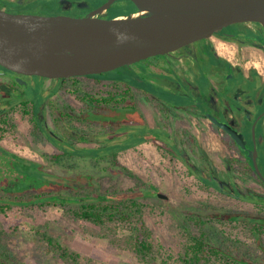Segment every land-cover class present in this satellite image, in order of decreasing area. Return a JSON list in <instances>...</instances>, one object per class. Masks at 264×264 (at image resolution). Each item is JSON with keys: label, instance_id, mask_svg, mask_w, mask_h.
I'll return each mask as SVG.
<instances>
[{"label": "flooded vegetation", "instance_id": "af4514ba", "mask_svg": "<svg viewBox=\"0 0 264 264\" xmlns=\"http://www.w3.org/2000/svg\"><path fill=\"white\" fill-rule=\"evenodd\" d=\"M10 1L19 5L31 4L32 7L34 5V10L43 16H65L78 19L93 11L87 3L76 0H24L22 3L21 0ZM81 4L87 7L81 8ZM0 8L9 13L19 12L15 10L16 7L3 1H0ZM137 64L143 66L142 72L146 76L142 79L138 69L133 72V80L137 82L134 88L138 98L137 108L139 101H142L149 108L154 109L155 113L152 115L156 118L154 125L150 124L147 116L144 119L150 126L162 127L167 132V134L164 132L165 138L162 140L143 141L140 145L146 142L153 143L157 145L159 151L170 155L174 154L169 145L170 141H176V148H181L188 153L192 149L196 150L197 158L193 161L186 160L183 164L190 171L204 172L198 174L201 182L210 178L214 179L224 198H231L242 207L250 205L249 211L234 212L247 213L246 215L252 221L254 220L255 225L257 216L264 214L260 211V207L264 208V182L255 166V164L258 165L264 176V24H221L174 52L151 57ZM135 65L129 68L132 69ZM36 78L41 79L37 86V90H41V105L37 118L43 127L38 130L42 131L45 137L51 135L60 140L57 131L44 130L42 118L48 111L51 113L55 126L54 118H62L65 114L59 116L54 111L65 112L67 105L74 109L76 106L69 101L60 103L59 99L56 101L52 99L65 91L73 97V101L81 102L71 93L69 83L60 82L66 79ZM31 79V76L19 75L0 66L1 130L10 129L9 124L12 123L10 118L17 116L29 118L35 126V122L32 121L35 118L34 100L25 93L26 89L33 86L32 83L30 84ZM158 81L165 89L178 90V97L185 101L181 103L182 106H174L161 96H157L159 93L164 95V92L159 91V86L155 84ZM47 83L50 84L46 87ZM108 83L113 85L112 82ZM83 85L89 84L83 83ZM83 109L85 105L81 110ZM77 111L80 112V110ZM210 118H215L221 124L239 133L247 151H244L224 128L214 124ZM201 123H208L209 128L216 130V133H213L219 136V143L224 152L226 151V154L219 158L222 169L220 168L221 172L218 176L214 173L211 160L200 146L198 136L192 129L194 127L197 131L201 129L202 133L204 128L199 127ZM83 126H85L83 130L88 132L86 128L90 125ZM92 126L99 125L95 123ZM175 126H179L180 129H176ZM99 127L103 129V132L120 136L110 126ZM69 136L72 138L71 136L75 134L72 132ZM56 147L59 149L57 145ZM154 194L161 195L157 192V188Z\"/></svg>", "mask_w": 264, "mask_h": 264}, {"label": "rangeland", "instance_id": "374dc122", "mask_svg": "<svg viewBox=\"0 0 264 264\" xmlns=\"http://www.w3.org/2000/svg\"><path fill=\"white\" fill-rule=\"evenodd\" d=\"M23 1L21 0L20 2L22 3ZM76 1L87 3L92 10L98 9L100 6L97 7V5H101V0ZM24 6L28 7H25L26 9L19 13L38 14L34 10V5L30 8L27 4ZM128 7V3L121 0L113 6L111 12L116 15L117 11L124 12ZM135 69H138L142 79L146 78L142 72L143 66L141 64L135 65L132 69L124 68L121 72L118 69L105 75L109 76V79L127 83L131 78L133 79ZM40 81L41 79L32 77L30 84L32 83L33 86L31 85V88L25 90L27 96L31 97L34 102L40 99L41 96V90H37ZM159 83L158 81L155 84L159 86V91L164 92H162L164 95L159 93L157 96H161L174 106H182L181 103L185 101L178 97V90L165 89ZM49 84L47 83L46 87ZM92 85L94 84L92 83ZM62 92V95L60 94L52 100L56 101L59 99L60 103L69 101V103L76 106L77 110L82 109L83 105L81 103L73 101V97L65 91ZM154 113V109L149 108L145 102L139 101L136 110H105L99 118H120L110 124L111 129L120 135H116L117 141L115 143L125 148L118 154L117 160L119 164L131 171L143 183L157 188V192L161 194V197H159L154 192L148 193L146 194L147 197L142 196L140 201L147 205V208H145V219L153 233L155 244L162 248L164 257L171 258V263H174L182 243L179 230L180 223L187 213L199 210L203 205L202 203L218 207L220 210L232 211H249L250 205L242 207L235 200L226 199L215 190H207L202 186V182L198 179V174L204 172L201 170L190 171L183 164L186 160L193 161V159L197 158L196 150L192 149L188 153L181 148H176V141H170L169 145L172 153H174L170 155L159 151L157 145L147 143L158 139L162 140L167 134L162 127H152L156 122V118L152 116ZM146 116L152 126L144 119ZM10 119L15 127H11L5 133L0 134V146L21 157L42 164L47 173L46 179L52 184H61V187L56 186L58 189H50V192L61 191L66 193L70 190L66 186L72 187L83 184L85 178H77L75 180L73 177L89 173V168L86 167L88 165L85 164H89L90 160L88 158L81 161L78 160L75 166L66 163L55 165L49 163L45 159V155L62 154L65 151V146L69 150L97 148L113 137V134H107L105 137L96 135L98 132H103V129L99 127L101 122H95L99 126H87L86 128L88 132L93 134L91 143L73 142L69 138L73 145L63 140L59 143V150L55 145L57 143L51 141L48 136L45 137L42 131H38L34 124L29 121V118L17 116ZM42 120L45 131L47 129L57 131L52 121L51 113L47 111ZM207 125L208 123H201L199 126L204 128L202 133L200 132L201 129H198V131L195 127L192 129L198 136L200 146L211 160L214 173L218 176L222 169L219 158L226 154V151L224 152L219 143V136L213 133H216V130L209 128ZM175 127L180 129L179 126ZM143 141H147V144L140 145ZM106 143L110 144V141ZM97 167H93L94 170H91L94 174L96 170L102 171L101 173H96L97 176L95 174V185L98 186L101 182L104 189L116 186L126 192L137 188L138 180L128 177L119 169L114 168L112 164L101 162ZM111 179H113L114 183L110 181ZM0 221L7 234L5 237L7 238L8 246L23 264H65L47 253L45 243L36 234V231L42 228L48 229L50 234L59 237L63 244L79 254L81 258L78 264H140L128 251L112 244L104 235L106 230L86 222L75 221L55 207L45 210L35 209L27 211L18 209L0 216ZM225 225L227 231L244 244H247L251 250H254L256 245L249 227L240 223L232 226L230 223ZM122 235V233L119 234V236Z\"/></svg>", "mask_w": 264, "mask_h": 264}, {"label": "trees", "instance_id": "16d2710c", "mask_svg": "<svg viewBox=\"0 0 264 264\" xmlns=\"http://www.w3.org/2000/svg\"><path fill=\"white\" fill-rule=\"evenodd\" d=\"M0 1L16 7L15 10H19V12L28 7L11 3L10 0ZM105 1L107 0H101V5ZM122 1L128 3L129 7L124 12L117 11L116 15L110 10L108 19L137 12L136 6L130 0ZM101 5H97V7ZM30 7H32L31 4H29ZM123 69L121 68L119 71L121 72ZM106 81L107 83L112 82L113 85L104 83ZM60 82L70 84L71 93L85 105V109L78 112L67 105L65 112L54 111L59 116L65 114L62 118H54L57 134L62 140L49 135L51 141L57 143L55 144L57 146L63 140L72 144L69 141V134L72 132L75 134L70 138L73 142L91 143L93 134L84 131L83 125L92 126L95 125V122H101V126L106 128L110 126L111 122L120 119L99 118L105 110L137 109L138 98L137 92L134 90L137 82L132 78L127 83H122L119 80L109 79V76L103 74L85 78L74 77L60 80ZM82 82L89 85L84 86ZM92 83L96 85H92ZM40 100L38 99L33 104L35 118L32 119L36 129L39 130L43 128L37 118L41 105ZM2 123H6V121H2ZM9 126L15 127L13 123H10ZM5 132V129H0V134ZM110 133L100 132L98 135L105 137ZM109 139L106 142L110 141V144L104 142L97 148L69 150L65 146V151L62 154L45 155V159L55 165L66 163L75 166L78 160L81 161L85 158L90 160L89 164H85L88 165L86 167L89 168V173L73 177L75 180L85 178V182L78 186H66L70 189L66 193L49 191L61 184H52L46 179L47 173L42 164L0 147V216L18 209L27 211L58 208L75 221L86 222L106 230L105 237L115 246L128 251L140 264H264V214L262 213V217L257 216L254 225V220L249 219L247 213L220 210L218 207L204 205V203L199 210L187 213L181 221L179 227L182 239L181 248L177 259L171 263V258L164 257L162 248L155 244L153 233L145 219L147 205L140 201L142 196L146 198V194L154 192L155 187L143 183L131 171L119 164L118 154L125 148L115 143L116 135ZM101 162H108L128 177L138 180L137 188L126 192L116 186L104 189L101 182L100 186L95 185L94 176L102 171L96 170L94 174L91 170ZM110 181L114 183L113 179ZM202 186L207 190H215L221 194L219 185L214 179L203 181ZM260 211L264 212V208L260 207ZM226 223H230L231 226L240 223L249 227L256 245L254 250L227 231ZM120 233L123 235L119 236ZM36 234L45 243L48 254L65 264L79 263L81 256L63 244L59 237L50 234L48 229L42 228L36 231ZM5 236L7 234L0 221V264H23L8 246Z\"/></svg>", "mask_w": 264, "mask_h": 264}, {"label": "water", "instance_id": "95a60500", "mask_svg": "<svg viewBox=\"0 0 264 264\" xmlns=\"http://www.w3.org/2000/svg\"><path fill=\"white\" fill-rule=\"evenodd\" d=\"M119 1L78 19L0 8V66L47 79L101 75L174 52L221 24H264V0H130L137 12L108 19ZM142 12L157 17L132 18ZM210 119L247 151L239 133Z\"/></svg>", "mask_w": 264, "mask_h": 264}, {"label": "bare ground", "instance_id": "6f19581e", "mask_svg": "<svg viewBox=\"0 0 264 264\" xmlns=\"http://www.w3.org/2000/svg\"><path fill=\"white\" fill-rule=\"evenodd\" d=\"M141 16H147V17H154L155 15L154 14H152V13H150V12H142V13H137V14H134L133 16H132V18H137V17H141ZM155 17H157V16H155Z\"/></svg>", "mask_w": 264, "mask_h": 264}]
</instances>
